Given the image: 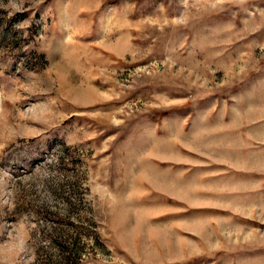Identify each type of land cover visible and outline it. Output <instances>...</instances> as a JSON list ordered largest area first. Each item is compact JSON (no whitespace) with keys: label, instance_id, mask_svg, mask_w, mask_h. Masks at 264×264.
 <instances>
[{"label":"rangeland","instance_id":"1","mask_svg":"<svg viewBox=\"0 0 264 264\" xmlns=\"http://www.w3.org/2000/svg\"><path fill=\"white\" fill-rule=\"evenodd\" d=\"M0 264H264V0H0Z\"/></svg>","mask_w":264,"mask_h":264}]
</instances>
